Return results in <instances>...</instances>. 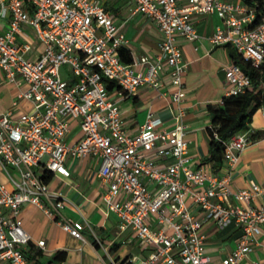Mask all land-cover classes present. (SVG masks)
Here are the masks:
<instances>
[{
    "label": "built area",
    "instance_id": "built-area-1",
    "mask_svg": "<svg viewBox=\"0 0 264 264\" xmlns=\"http://www.w3.org/2000/svg\"><path fill=\"white\" fill-rule=\"evenodd\" d=\"M127 1L161 34L160 52L152 60H120L117 52L126 48L127 40L107 0H0V18L7 19L0 33V82L15 91L10 109L0 110V178L5 180L0 179V264H33L28 247L45 248L43 240L34 243L23 227L26 204L43 211L70 236L83 238L88 225L62 215L66 199L50 192L43 179L68 178L67 156L99 161L96 176L105 187L104 214H114L119 233L131 232L150 251L140 264H207L201 229L208 222L241 230L236 248L221 264H240L252 250L259 225H264V206L251 203L264 194V187L250 182L245 189L232 190L228 175L192 168L181 108L187 65L176 40L196 42L192 19L216 15L223 24L212 32L210 43L232 47L258 68L264 63V16L250 28L255 11L245 0ZM24 27L43 46L35 61L25 58L28 43L17 44V36L26 35ZM165 69L177 110L175 124L163 127L148 111L137 134H127L108 86L126 97L142 86L157 90ZM224 84L225 97L238 96L251 80L231 62L224 68ZM69 119L77 121L82 135L72 145L65 142ZM250 137L247 129L223 142L227 172Z\"/></svg>",
    "mask_w": 264,
    "mask_h": 264
},
{
    "label": "crops",
    "instance_id": "crops-1",
    "mask_svg": "<svg viewBox=\"0 0 264 264\" xmlns=\"http://www.w3.org/2000/svg\"><path fill=\"white\" fill-rule=\"evenodd\" d=\"M237 2L238 0H231ZM106 7L113 15L127 40L125 50L131 58L149 61L159 54L161 34L158 28L146 17L134 13V5L127 0H107ZM193 25L199 39L192 43L178 38L176 45L187 65L181 108L182 122L187 135L188 155L192 160V168H208L218 175H228L232 190L245 189L250 182L264 187V115L259 108L252 116L249 124L251 141L242 151L238 161L228 172L225 163L216 169L206 161L208 156L207 129L210 126L209 107H220L225 94L224 68L232 62L228 46L215 47L209 37L216 27L222 26V20L216 15L197 16ZM7 26V19L0 18V33ZM26 35L17 36V44L28 43L30 50L25 58L31 61L38 59L43 46L36 39L34 31L24 27ZM169 72L165 69L160 75V87L157 90L142 86L126 97L116 88L110 90V96L118 102L121 118L127 134L135 135L139 126L146 119L148 111L161 119L163 127L175 124L176 106L171 102ZM15 91L12 87L0 82V110L7 111L11 107ZM24 108L28 110L29 105ZM19 111L15 113L17 117ZM69 131L65 142L72 145L81 138L77 121L69 119ZM65 165L70 171L68 178L51 175L48 182L52 193H60L67 203L62 215L75 222L86 223L82 231V239H76L63 231L52 219L35 206L26 204L22 208L21 219L24 229L30 234L32 241L43 240L45 248L40 250L30 245L29 255L39 253L37 264H49V260L57 252L65 253L63 262L52 264H140L150 251L141 247L131 232L119 233L117 219L114 214H104L103 194L105 187L96 176L99 161L93 157L72 159L67 156ZM227 204H233L227 201ZM238 205L245 207L244 204ZM252 207L264 206V194L255 198ZM196 214V212H195ZM259 233L252 241V250L240 264H264V225H259ZM204 235L205 254L209 258L207 264H221L228 254L236 248L241 230L234 225L219 229L213 222L205 223L201 229ZM97 242V247L94 245ZM114 245H117L113 248ZM28 257V255H27ZM29 260L36 264L33 260ZM124 261V262H123Z\"/></svg>",
    "mask_w": 264,
    "mask_h": 264
},
{
    "label": "trees",
    "instance_id": "trees-1",
    "mask_svg": "<svg viewBox=\"0 0 264 264\" xmlns=\"http://www.w3.org/2000/svg\"><path fill=\"white\" fill-rule=\"evenodd\" d=\"M247 5L254 9L255 19L250 28L256 27L260 19L264 16V0H245ZM229 56L233 63L238 65L242 72L251 80V86L243 94L238 96H229L222 98L220 107H209L210 126L207 129L208 136V156L206 161L212 163L216 169L220 168L223 162V142L228 141L236 133L249 129L253 114L259 109L264 108V63L260 67H253L248 61L243 60L236 51L228 46ZM118 56L124 63H130L132 58L128 50H118ZM112 90V86H108ZM51 175L43 177L48 182ZM97 247V242H93ZM117 245H114L115 248ZM28 258L38 263L39 253L29 255ZM65 260L64 252H57L49 260V264L54 262H63ZM124 262V261H123Z\"/></svg>",
    "mask_w": 264,
    "mask_h": 264
},
{
    "label": "rangeland",
    "instance_id": "rangeland-1",
    "mask_svg": "<svg viewBox=\"0 0 264 264\" xmlns=\"http://www.w3.org/2000/svg\"><path fill=\"white\" fill-rule=\"evenodd\" d=\"M64 68L67 70V66L63 67V70H64ZM0 179H1V182L5 181L4 178H0Z\"/></svg>",
    "mask_w": 264,
    "mask_h": 264
}]
</instances>
